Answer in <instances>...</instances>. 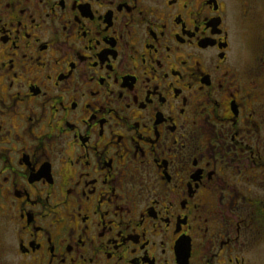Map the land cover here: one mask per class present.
I'll list each match as a JSON object with an SVG mask.
<instances>
[{"label":"flooded vegetation","instance_id":"obj_1","mask_svg":"<svg viewBox=\"0 0 264 264\" xmlns=\"http://www.w3.org/2000/svg\"><path fill=\"white\" fill-rule=\"evenodd\" d=\"M264 0H0V264H260Z\"/></svg>","mask_w":264,"mask_h":264},{"label":"rangeland","instance_id":"obj_2","mask_svg":"<svg viewBox=\"0 0 264 264\" xmlns=\"http://www.w3.org/2000/svg\"><path fill=\"white\" fill-rule=\"evenodd\" d=\"M258 259H259L260 264H264V250L263 252L260 253Z\"/></svg>","mask_w":264,"mask_h":264}]
</instances>
